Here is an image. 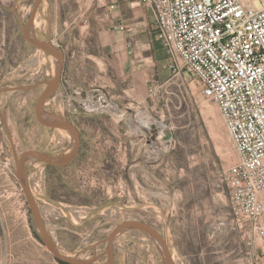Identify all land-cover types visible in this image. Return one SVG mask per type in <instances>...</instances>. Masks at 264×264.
<instances>
[{"label": "rangeland", "instance_id": "1", "mask_svg": "<svg viewBox=\"0 0 264 264\" xmlns=\"http://www.w3.org/2000/svg\"><path fill=\"white\" fill-rule=\"evenodd\" d=\"M34 2L0 0V264H61L33 228L14 150L59 154L70 151L75 139L38 121L35 106L43 84L3 91L31 87L56 73L58 60L23 37ZM113 3L43 0L36 14L37 35L56 40L66 54L68 83L44 112L73 120L82 135L71 164L58 171L41 162L26 166L58 247L106 264L111 231L126 219H138L164 235L176 264H264V243L248 245L234 219L225 171L239 156L217 104L202 95L197 80L173 76L159 40L145 49L142 31L126 39L125 54L142 64L129 72L113 50L117 32L130 33L127 22L114 16ZM150 55L166 60L158 69H143ZM89 102L100 103L101 109L89 108ZM144 119L153 129L161 124L163 136L143 127ZM113 264L165 263L158 243L125 230L114 242Z\"/></svg>", "mask_w": 264, "mask_h": 264}, {"label": "built area", "instance_id": "2", "mask_svg": "<svg viewBox=\"0 0 264 264\" xmlns=\"http://www.w3.org/2000/svg\"><path fill=\"white\" fill-rule=\"evenodd\" d=\"M140 1L155 11L173 76L217 104L239 156L225 171L235 222L248 245L264 243V0Z\"/></svg>", "mask_w": 264, "mask_h": 264}, {"label": "water", "instance_id": "3", "mask_svg": "<svg viewBox=\"0 0 264 264\" xmlns=\"http://www.w3.org/2000/svg\"><path fill=\"white\" fill-rule=\"evenodd\" d=\"M43 0H35L29 18L22 27L23 37L27 43L34 46L36 49L42 50L44 53L54 56L58 60L56 73L53 77L35 83L31 87H8L3 91L28 90L33 89L38 84H43L44 88L37 99L35 113L38 121L49 128L63 129L71 133L75 139L73 148L64 153L53 154L47 151L38 149H28L17 154L14 150L16 177L22 190L25 194V199L30 208L32 220L35 228L40 234L42 243L45 245L49 253L59 262L69 264H98L97 257L80 258L67 255L58 247L50 229L47 226L42 208L32 191L29 176L27 172V163L30 161L41 162L52 166H67L71 164L79 155L82 145V135L78 126L69 118L57 115H49L44 112V105L58 93L62 84L64 67L66 64L65 52L56 44L55 40L41 39L35 31L36 14ZM154 138V136H153ZM125 230H136L149 236L153 241L160 246L165 264H176L170 245L164 235L153 225L146 221L138 219H126L120 222L110 233L107 239L106 253L108 254V262L113 264L114 261V242L117 236Z\"/></svg>", "mask_w": 264, "mask_h": 264}, {"label": "crops", "instance_id": "4", "mask_svg": "<svg viewBox=\"0 0 264 264\" xmlns=\"http://www.w3.org/2000/svg\"><path fill=\"white\" fill-rule=\"evenodd\" d=\"M112 2L116 1V8L118 10L116 11L117 14L114 16L118 19H122V21L127 22V31H129V34H124L123 32H117L119 33L117 36H115L116 40L113 42V50L115 52H120L122 56V63L124 64V67L129 72H135L137 70H140L142 67V64L136 63L133 58L130 60L127 55L125 54V49H127V46L130 44L127 42V38L132 36H137L142 31L145 36V40L148 42H145V49H153V41H158L157 38V30L155 29V22H156V15L155 11L151 4L144 3L140 0H111ZM137 40V39H136ZM56 41V40H55ZM137 42H139L137 40ZM161 43V42H160ZM112 50V51H113ZM91 56V55H90ZM91 58V57H89ZM166 60V57L160 60H157L154 55H150L149 60H147L148 67L143 69L151 70L152 67L155 69H158V64L160 62H163ZM161 67H164L163 65ZM163 68H159V71ZM150 78L146 80V85L149 86ZM68 81L66 80L65 71L63 73V79H62V85H66ZM59 88V89H60ZM89 108L100 110L101 104L98 102H89L88 105ZM264 253V251H262Z\"/></svg>", "mask_w": 264, "mask_h": 264}, {"label": "bare ground", "instance_id": "5", "mask_svg": "<svg viewBox=\"0 0 264 264\" xmlns=\"http://www.w3.org/2000/svg\"><path fill=\"white\" fill-rule=\"evenodd\" d=\"M100 104V103H99ZM102 106V105H101ZM103 106H104V104H103ZM111 109H114L117 113H118V115H119V117L120 116H123L122 115V113H123V111L122 110H120V108H117V107H112ZM110 109V110H111ZM115 112V113H116ZM124 117V116H123ZM123 117H120V118H123ZM150 120H153V121H155L152 117L150 118ZM155 122H157V121H155ZM158 123V122H157ZM129 124H130V126H133V127H136V129H139V127L137 126V125H134V123L133 122H131V121H129ZM143 127H145L146 126V128L147 129H150L151 128V123L148 121V120H143ZM154 125V124H153ZM161 125V124H160ZM160 125L158 126V125H156L155 124V128L156 129H153V128H151V129H153L158 135H161V136H163V132H164V129H163V127H160ZM158 129V130H157ZM170 135V134H169ZM52 208V207H51ZM53 212V211H52Z\"/></svg>", "mask_w": 264, "mask_h": 264}, {"label": "trees", "instance_id": "6", "mask_svg": "<svg viewBox=\"0 0 264 264\" xmlns=\"http://www.w3.org/2000/svg\"><path fill=\"white\" fill-rule=\"evenodd\" d=\"M26 43H27V42H26ZM28 44H29V43H28ZM29 45H30V44H29ZM30 46H32V45H30ZM33 47H34V46H33ZM47 167L50 168V169H52V170H56V171H58V170H59L60 168H62L63 166H52V165H48V164H47ZM68 192H69V191H68ZM33 228L36 229L35 226H34V224H33ZM39 237H40V236H39ZM40 240H41V238H40ZM60 263H61V264H69V263L61 262V261H60Z\"/></svg>", "mask_w": 264, "mask_h": 264}, {"label": "flooded vegetation", "instance_id": "7", "mask_svg": "<svg viewBox=\"0 0 264 264\" xmlns=\"http://www.w3.org/2000/svg\"><path fill=\"white\" fill-rule=\"evenodd\" d=\"M71 120V119H70ZM73 123H74V121L73 120H71Z\"/></svg>", "mask_w": 264, "mask_h": 264}]
</instances>
